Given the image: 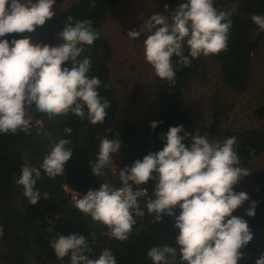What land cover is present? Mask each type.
Segmentation results:
<instances>
[{
  "label": "clouds",
  "instance_id": "1",
  "mask_svg": "<svg viewBox=\"0 0 264 264\" xmlns=\"http://www.w3.org/2000/svg\"><path fill=\"white\" fill-rule=\"evenodd\" d=\"M55 4L56 0H0V38L31 33L44 26L56 15ZM231 15L218 11L214 0H186L168 15H151L127 37L135 40L148 33L143 41L145 61L157 77L174 86L178 71L174 56L180 65L189 67L193 59L227 51ZM251 20L264 31V15L254 14ZM56 36L63 41L57 46L34 44L30 37L0 39V134L30 135L33 118L26 110L33 105L49 120L73 113L92 125L104 123L110 101L100 96L101 81L90 75L92 61L83 55L99 39L92 21L69 15ZM158 123L152 122L151 128L155 129ZM72 131L64 129L65 133ZM189 135L192 142L186 147L183 141ZM162 139L166 141L162 150L149 152L119 172L121 187L103 183L99 190H89L77 198L74 207L105 226L103 235L121 242L129 239L138 218L146 212L155 213L153 222H159L165 214L174 217V227L179 230L176 246L164 244L148 250L153 264H176L177 255L180 264H238L244 256L241 250L253 239V233L243 218L233 215L249 199L245 192H235L234 186L251 173L239 166L236 138L212 140L207 133L189 134L180 125L170 127ZM70 143V139L62 138L50 146L40 168L27 164L21 167L16 183L23 187V195L31 204L35 205L41 197L36 188L41 168L50 179L63 175L72 156L66 147ZM120 148L118 138H103L97 162L90 163L93 174L104 175L112 163V154ZM150 180L157 181L155 199L145 200V207L141 208L140 200L147 196L142 185ZM43 197L47 199L49 194L45 192ZM256 206L253 201L246 215L254 217ZM3 235L4 228L0 226V237ZM92 237L94 241V233ZM50 246L58 259L68 256L70 264H117L108 249L98 258H90L88 239L79 234L58 236ZM255 264H264V254Z\"/></svg>",
  "mask_w": 264,
  "mask_h": 264
},
{
  "label": "trees",
  "instance_id": "2",
  "mask_svg": "<svg viewBox=\"0 0 264 264\" xmlns=\"http://www.w3.org/2000/svg\"><path fill=\"white\" fill-rule=\"evenodd\" d=\"M118 1L74 0L66 9H54L56 15L53 19L31 32L35 44L57 46L63 41L58 39L56 34L62 30L69 15L76 20H91L99 39L83 55L90 57L92 61L90 75L100 79L101 86L98 92L101 97L110 101V107L106 110L108 115L104 123L92 125L87 119L81 120L73 113L68 117L49 120L46 114L35 111L33 105L27 111L39 123L32 120L30 135L24 132H18L16 136L0 134V226L4 228V235L0 237V264H70L68 256L63 260L58 259L50 245L58 236L73 233L88 239L91 248V252L88 253L90 258L96 259L103 250L108 249L113 252L117 264H153L147 256L148 250L164 244L176 246L175 238L179 235V230L174 227V217L165 214L159 222H153L155 213L149 215L146 212L143 218H138L129 239L121 242L103 235L102 233L107 231L105 226L79 212L65 188L78 192L79 198H82L89 190H99L103 183L113 187L122 186L119 173L108 172L106 176L99 177L93 174L90 166V163H93L98 133L119 111V102L109 76L108 60L111 47L101 32L107 12ZM185 2L186 0H165L167 14ZM93 3L95 7L91 6ZM214 6L218 11L232 13L227 51L193 59L189 67L180 65L174 56L172 59L178 69L174 86H170L168 81L161 80L154 73L155 93L149 102L154 114L149 125L145 128L140 124L123 120L108 132L109 140L118 138L121 141L119 152L112 155L122 168L130 167L136 160H142L149 152L162 150L166 142L162 135L166 134L170 127L180 126L186 122L184 93L205 58H211L217 63L220 79L233 91L240 93L248 88L252 54L264 38V31L259 30L251 16L264 15V0H214ZM20 34L22 33L6 34L0 39L11 41ZM187 54L188 48L185 45V55ZM254 113L264 118V104L258 106ZM220 114L216 108L209 126L215 140L223 141L235 137L238 144L237 152L243 164L264 155V127L223 129ZM154 121L159 123L152 129L151 124ZM66 127L72 128L73 131L65 133ZM62 138L71 140L66 147L71 149L72 156L65 164L63 175L54 179H50L41 168V178L36 184L41 197L33 205L24 197L23 187L16 183L21 175V167L27 164L40 168L50 146ZM183 143L187 147L185 140ZM253 152L254 155L251 154ZM156 183L157 181L150 180L142 185L147 189L149 199H155L153 193ZM234 191L245 192L249 197L233 215L243 218L253 233V239L241 250L244 256L238 264H255L260 255L264 254V169L251 178L246 189H241L237 184ZM45 192L49 194L47 199L43 197ZM145 200L146 198H141V208L145 207ZM253 201L257 202L255 216L249 217L246 212ZM175 214L177 216L180 214L179 207L175 209ZM176 264H180L179 255L176 257Z\"/></svg>",
  "mask_w": 264,
  "mask_h": 264
},
{
  "label": "rangeland",
  "instance_id": "3",
  "mask_svg": "<svg viewBox=\"0 0 264 264\" xmlns=\"http://www.w3.org/2000/svg\"><path fill=\"white\" fill-rule=\"evenodd\" d=\"M74 0H56L54 9H66ZM37 2V0H33ZM158 13L168 15L165 0H119L106 14L101 32L108 39L111 53L108 60L109 76L112 82L119 111L98 133L96 138L93 163L97 162L99 144L103 138L108 139L110 128L123 120L147 127L154 114L150 108V100L155 93L153 85L154 70L144 58L143 41L148 33H143L139 39H130L127 34L131 30H139L151 15ZM30 37L35 44L34 35L22 33L16 39ZM264 38L252 54L251 77L249 86L243 92H235L220 79L217 63L211 58H205L197 73L191 78L184 93V105L187 120L182 125L185 132L200 135L207 133L215 140L209 131L213 112L221 113V127L224 128H263L264 118L257 116L254 110L264 104ZM27 111V110H26ZM28 112V111H27ZM29 115H31L28 112ZM32 116V115H31ZM33 120H37L32 116ZM180 135H184L181 132ZM191 135L185 138L187 146L191 144ZM112 163L106 168V173L116 174L123 168L114 155ZM240 167L248 168L250 175L238 183L241 189H246L251 178L264 169V155H259L247 163L240 161ZM71 200L73 191L66 187Z\"/></svg>",
  "mask_w": 264,
  "mask_h": 264
},
{
  "label": "built area",
  "instance_id": "4",
  "mask_svg": "<svg viewBox=\"0 0 264 264\" xmlns=\"http://www.w3.org/2000/svg\"><path fill=\"white\" fill-rule=\"evenodd\" d=\"M37 123H39V121L37 122ZM121 187V186H120ZM66 188V187H65ZM79 193L78 192H75V191H73V197H72V201L73 202H75V200L77 199V198H79ZM146 198V200H148L149 198H150V195H149V193L147 192V196L145 197Z\"/></svg>",
  "mask_w": 264,
  "mask_h": 264
}]
</instances>
